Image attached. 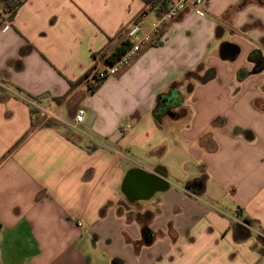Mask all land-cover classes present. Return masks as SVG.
I'll return each instance as SVG.
<instances>
[{
  "label": "crops",
  "instance_id": "crops-1",
  "mask_svg": "<svg viewBox=\"0 0 264 264\" xmlns=\"http://www.w3.org/2000/svg\"><path fill=\"white\" fill-rule=\"evenodd\" d=\"M161 14L144 0H25L0 15V264H264V6L204 0L120 75L83 82ZM43 96L67 124L85 108L84 122L44 126L24 100ZM133 170L162 188L128 200Z\"/></svg>",
  "mask_w": 264,
  "mask_h": 264
},
{
  "label": "built area",
  "instance_id": "built-area-1",
  "mask_svg": "<svg viewBox=\"0 0 264 264\" xmlns=\"http://www.w3.org/2000/svg\"><path fill=\"white\" fill-rule=\"evenodd\" d=\"M153 7L155 9H162V14L151 23L148 30L135 42H132L124 54L114 61L109 60L108 55H104L103 53L96 55L93 66L83 78L85 84L93 88L108 77L120 75L139 57L143 50L159 41L166 27L178 20L184 12L188 10L194 12L203 11L204 0H159L158 4ZM139 32L140 26L138 23H135L131 30L128 31V38L131 39L137 36ZM24 100L44 121L62 123L73 130H77L78 126L84 122L86 116V109L79 108L74 116L73 123L67 124L58 114L51 99L43 96L24 98Z\"/></svg>",
  "mask_w": 264,
  "mask_h": 264
},
{
  "label": "trees",
  "instance_id": "trees-1",
  "mask_svg": "<svg viewBox=\"0 0 264 264\" xmlns=\"http://www.w3.org/2000/svg\"><path fill=\"white\" fill-rule=\"evenodd\" d=\"M146 2V4L151 5V6H155L158 4L159 0H144ZM25 0H0V15L3 17L2 21H13L19 8L24 4ZM145 13V12H144ZM143 14L141 15L140 18L137 19L136 22H139L142 18ZM131 42L127 39L125 40L122 45L120 47H118L114 52H112L111 54L108 55L109 60H116L118 58H120L125 50L130 47ZM19 66H21V64H18ZM212 76H210L208 79H211ZM83 80V79H82ZM7 85V82H4V85ZM14 91L17 95H20L22 93V91L19 88H14ZM0 93L3 99H5V96L9 94V92L5 89V87L0 84ZM32 114L34 116L37 115L36 111L32 109ZM43 125L46 127H55L57 126V123L54 121H44ZM147 218V216H145ZM150 218H152V215L150 214L149 216ZM256 221L253 219H248L245 221V224L243 225H239L238 227L240 228V232L242 233L243 236H240L238 238L240 239H246L248 237L251 236V230L250 228L253 226V224ZM141 224H142V231L143 233H146V231L148 230L147 224H146V219L144 220L143 218L141 219Z\"/></svg>",
  "mask_w": 264,
  "mask_h": 264
},
{
  "label": "water",
  "instance_id": "water-1",
  "mask_svg": "<svg viewBox=\"0 0 264 264\" xmlns=\"http://www.w3.org/2000/svg\"><path fill=\"white\" fill-rule=\"evenodd\" d=\"M169 115L174 116L173 113H170ZM136 173H139V175ZM154 177L155 175H149L144 172L136 170L130 171L125 176L122 185V191L127 197V199L130 200L136 193L139 192V190L135 188L136 185L140 188H143L142 191H145L150 188H162V182L156 181ZM143 236L147 244H150L153 241L154 236L151 232H149V234L143 233Z\"/></svg>",
  "mask_w": 264,
  "mask_h": 264
},
{
  "label": "rangeland",
  "instance_id": "rangeland-1",
  "mask_svg": "<svg viewBox=\"0 0 264 264\" xmlns=\"http://www.w3.org/2000/svg\"><path fill=\"white\" fill-rule=\"evenodd\" d=\"M257 2H258V4L259 5H261V6H264V0H257ZM244 4H245V2H244ZM243 6V4L242 5H240L238 8H241ZM254 27H260L258 24H256L255 26H247V27H245V28H243L242 30H236V29H234V28H232V26L230 27L231 29H229L228 31L230 32V33H232V34H235V32L236 33H238V34H240V33H242V34H245V33H247V31L250 29V28H254ZM262 43V45H264V41H262L261 42ZM199 70H197L196 72H195V75H194V77H199ZM121 211L122 212H124L125 210H127V209H129V206L128 205H126V204H123L122 205V207H121ZM261 235H263V234H261ZM260 239H261V241H264V237H260Z\"/></svg>",
  "mask_w": 264,
  "mask_h": 264
},
{
  "label": "flooded vegetation",
  "instance_id": "flooded-vegetation-1",
  "mask_svg": "<svg viewBox=\"0 0 264 264\" xmlns=\"http://www.w3.org/2000/svg\"><path fill=\"white\" fill-rule=\"evenodd\" d=\"M132 198H133V197H132ZM149 232H150V231H149V230H147V231H146V234H149Z\"/></svg>",
  "mask_w": 264,
  "mask_h": 264
}]
</instances>
